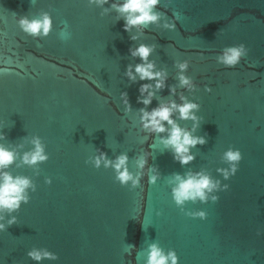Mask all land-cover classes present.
<instances>
[{
	"label": "water",
	"instance_id": "obj_1",
	"mask_svg": "<svg viewBox=\"0 0 264 264\" xmlns=\"http://www.w3.org/2000/svg\"><path fill=\"white\" fill-rule=\"evenodd\" d=\"M113 2L0 0V143L22 155L40 136L49 154L39 174L27 165L10 169L31 176L37 189L11 214L17 223L0 231V264H146L153 242L174 249L179 264H264V0H161L157 10L166 19L179 17L176 29L165 28L162 18L135 41L130 36L138 30H124ZM42 12L53 18L52 32L25 33L20 17ZM140 43L156 46L149 59L168 74V87L157 91L149 110L166 100L183 103L181 93L200 105L198 127L175 114L181 126L207 139L191 149L189 164L161 142L167 133L143 128L139 87L148 81L125 75L140 62L129 51ZM240 43L249 52L238 65L217 61L226 46ZM185 60L193 90L179 85L177 63ZM230 147L243 159L225 180L218 169L229 167L222 157ZM98 149L111 159L126 152L130 169L143 173L140 185H121L114 169L96 168ZM141 156L148 160L144 169L136 166ZM202 169L221 189L230 187L206 203L177 206L169 178ZM198 211L207 217L188 215ZM33 247L59 258L34 261L27 255Z\"/></svg>",
	"mask_w": 264,
	"mask_h": 264
},
{
	"label": "clouds",
	"instance_id": "obj_2",
	"mask_svg": "<svg viewBox=\"0 0 264 264\" xmlns=\"http://www.w3.org/2000/svg\"><path fill=\"white\" fill-rule=\"evenodd\" d=\"M89 5L95 4L103 7L109 3V0H88ZM161 4V0H115L110 6L118 13V19H123L124 30L132 33V30L137 29V34L130 36V39L135 41L139 39L140 33H143L150 25H160L162 18L164 19V27L167 29H176V19H166V13L157 10ZM110 9H104L105 12ZM21 29L33 37H47L53 29V18L50 13L42 12L39 16L30 18L25 15L20 17L18 21ZM62 38H66L62 33ZM154 44L140 43L138 46L129 49L132 57H139L140 62L129 64L125 75L130 81H148L142 83L139 87L138 102L145 107L139 109L140 120L143 128L152 133H167L162 136L161 142L173 151L174 158L182 165L189 164L195 159V154L191 149L196 145L207 143L205 136H195L192 130H189L180 125L175 118V114L179 113L180 120H193L197 123L194 127L199 126V117L196 115V110L200 105L181 93L180 99L183 103H178L175 99L166 100L159 103L156 107L149 110L148 105L152 104L153 98L156 97L157 91L168 87L166 81L168 74L166 69H157L156 62L150 60L149 57L155 50ZM249 48L244 44H236L226 46L221 55L217 57V61L225 67H235L240 61L247 56ZM189 67V61L177 63L178 80L180 87L193 90L195 84L193 78L186 74ZM208 91H211L209 86ZM171 93L175 95L176 86L171 87ZM124 104L127 106L126 111L131 110V102L127 91L122 92ZM6 135V134H5ZM33 145L21 155L17 149L9 148L5 144L0 143V221H3L6 216L7 224L0 222V231H5L9 226L17 223V217L11 215L17 212L23 203L30 201L29 189L36 191L37 186L31 176L24 174H14L10 169L15 164L18 168L27 165L38 172V166L49 159V154L46 152V145L40 136H34L31 139ZM19 147H23L20 145ZM98 155L92 158V162L96 168L103 165L105 168H112L115 171V179L121 185H129L136 188L140 185L141 176L143 173L133 172L129 167L128 154L121 153L115 159L108 157L104 151L97 150ZM20 157V163L17 164V159ZM223 160L229 165L227 168L218 169L222 173L225 180L236 174L239 168L240 161L243 159V154L240 149L230 147L223 153ZM148 164L147 157L141 156L136 160L138 169H144ZM159 178V174L150 175L149 182L155 183ZM48 184L52 183L51 177L46 178ZM168 183L172 185V196L177 206H183L186 202L201 201L208 202L209 195L220 190H227L230 186L224 184L221 189V182L214 179L206 170L188 171L187 173H175L169 178ZM213 202L219 200L218 195H212ZM188 215L193 217L206 218L205 211L189 212ZM146 264H179V256L174 249L165 251L159 242L149 244L146 250ZM27 255L34 261H43L45 259L57 260L58 253L48 250L47 248L33 247Z\"/></svg>",
	"mask_w": 264,
	"mask_h": 264
}]
</instances>
